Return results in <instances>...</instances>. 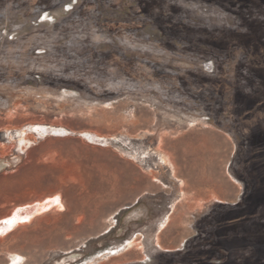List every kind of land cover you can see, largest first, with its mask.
<instances>
[{
    "label": "rangeland",
    "instance_id": "374dc122",
    "mask_svg": "<svg viewBox=\"0 0 264 264\" xmlns=\"http://www.w3.org/2000/svg\"><path fill=\"white\" fill-rule=\"evenodd\" d=\"M29 206L0 264H264V0H0V220Z\"/></svg>",
    "mask_w": 264,
    "mask_h": 264
},
{
    "label": "bare ground",
    "instance_id": "6f19581e",
    "mask_svg": "<svg viewBox=\"0 0 264 264\" xmlns=\"http://www.w3.org/2000/svg\"><path fill=\"white\" fill-rule=\"evenodd\" d=\"M48 201H49V204L44 207L49 208L52 204L56 205L60 203L58 202L57 198L49 199ZM15 211L16 212H13L10 216L0 220V234L5 235L3 233H8V232L15 230L17 227H20L22 223L30 221L32 216L36 213V211L35 212L31 211L30 206L20 207L18 209H15ZM164 228H166L165 225H164ZM11 261H12L11 264H23L22 262L24 261V257L19 254H12Z\"/></svg>",
    "mask_w": 264,
    "mask_h": 264
},
{
    "label": "crops",
    "instance_id": "0c3cea01",
    "mask_svg": "<svg viewBox=\"0 0 264 264\" xmlns=\"http://www.w3.org/2000/svg\"><path fill=\"white\" fill-rule=\"evenodd\" d=\"M142 181H127L124 182L126 184V193L133 196L135 194L134 189H136V186L134 184L136 183H141ZM144 183V182H142ZM141 198L138 197L135 200H133L131 205H128L130 209H135L136 207L139 206ZM136 211V210H135Z\"/></svg>",
    "mask_w": 264,
    "mask_h": 264
}]
</instances>
